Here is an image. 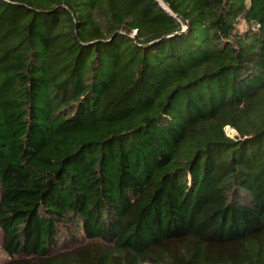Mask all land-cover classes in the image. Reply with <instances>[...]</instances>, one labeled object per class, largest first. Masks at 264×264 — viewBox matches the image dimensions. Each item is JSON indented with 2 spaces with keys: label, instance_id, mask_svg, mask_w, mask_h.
Returning a JSON list of instances; mask_svg holds the SVG:
<instances>
[{
  "label": "trees",
  "instance_id": "1",
  "mask_svg": "<svg viewBox=\"0 0 264 264\" xmlns=\"http://www.w3.org/2000/svg\"><path fill=\"white\" fill-rule=\"evenodd\" d=\"M163 1L0 0V264H264V0Z\"/></svg>",
  "mask_w": 264,
  "mask_h": 264
},
{
  "label": "water",
  "instance_id": "2",
  "mask_svg": "<svg viewBox=\"0 0 264 264\" xmlns=\"http://www.w3.org/2000/svg\"><path fill=\"white\" fill-rule=\"evenodd\" d=\"M158 2L163 9L170 12L169 6L163 0H158ZM176 17L181 21L183 27L186 28V22L180 16L177 15Z\"/></svg>",
  "mask_w": 264,
  "mask_h": 264
},
{
  "label": "rangeland",
  "instance_id": "3",
  "mask_svg": "<svg viewBox=\"0 0 264 264\" xmlns=\"http://www.w3.org/2000/svg\"><path fill=\"white\" fill-rule=\"evenodd\" d=\"M225 132H226V134L229 135L230 137H233V136L236 134V132H235L234 130L230 129L229 127H226V128H225Z\"/></svg>",
  "mask_w": 264,
  "mask_h": 264
}]
</instances>
